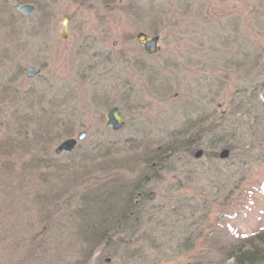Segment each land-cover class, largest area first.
Here are the masks:
<instances>
[{
	"label": "rangeland",
	"instance_id": "1",
	"mask_svg": "<svg viewBox=\"0 0 264 264\" xmlns=\"http://www.w3.org/2000/svg\"><path fill=\"white\" fill-rule=\"evenodd\" d=\"M19 15L14 25H0V142L13 137L16 146L4 149L10 158H0V170L16 166L15 174L0 171V264H195L212 255L234 264L221 249L264 229V163L243 149L264 139V117L262 126L245 117L256 125L255 137L234 128L236 141L227 142L237 149L226 143L169 159L171 173L161 171L147 191L141 229L93 252L82 241L80 199L112 172L99 171L104 158L98 166L54 151L82 132L81 149L101 139L123 143L129 151L118 155L136 162L146 146L157 149L197 133H206L202 143L213 146L207 133L221 117L239 120L242 102L264 104V0H46L31 21ZM139 33L159 36L161 52L149 56ZM31 67L40 74L29 78ZM65 100V109L55 110L63 112L59 136L23 144L37 130L26 124L29 105ZM114 107L126 122L116 133L105 117ZM38 158L58 159L59 168L37 166ZM71 162L80 167L76 175L69 173Z\"/></svg>",
	"mask_w": 264,
	"mask_h": 264
},
{
	"label": "trees",
	"instance_id": "2",
	"mask_svg": "<svg viewBox=\"0 0 264 264\" xmlns=\"http://www.w3.org/2000/svg\"><path fill=\"white\" fill-rule=\"evenodd\" d=\"M13 3L14 5L7 2V0L0 1V25L2 28H7L8 25H10V22L14 25V20H16V16L19 15L16 11L17 5L34 4L40 12L46 3V0H13ZM25 20L31 21L32 18H27ZM12 34L11 39L13 38ZM260 91H262V89L253 90V100L254 98H257L256 95ZM42 104L39 103V105H37V103H31L29 105V111L26 114V118L29 119L26 124H28L29 127L31 125L36 126L37 130L36 133L34 131L32 141H29L28 134L24 138L27 143L23 144H26L27 147H30L33 144L34 138L38 141L51 143L54 141L55 137L57 138L59 136L57 135L55 128L58 129L62 120L57 117L63 115V112L60 111L65 109L66 105L69 104V101L65 100L61 105L55 104L54 106L51 105L49 107H45ZM250 104L252 103L250 102ZM250 104L247 106L246 102H242L239 105V110L243 112V117L239 120L236 119V122L232 120L227 122L228 120L225 117L219 119L218 128L216 129V127H212L207 133L210 139L212 138L213 146L210 147H207L206 144L202 143L203 140L201 136L206 133H197L192 139H184L180 142L174 141L167 146L158 147L157 149H152L151 147L146 146L142 149V159L140 158L141 160L139 162H136L135 159L129 158L128 156L123 155L121 157L118 155L119 152H124L126 148V152L129 151L127 144L123 143L109 144V142L101 139L96 143L93 142L90 145L91 148L89 150L78 147L77 153L68 156V159L71 160L80 156L82 160L87 161L88 159H91V162H94L99 166L100 158H104L106 162L100 164L99 171L112 172L100 183L90 185L92 189L80 199L83 207L80 208L81 210L79 209L80 211L78 213L82 220V241L84 245L91 248L93 252L103 244L112 242L116 235L127 236L130 232L134 234L137 232L138 228L142 225L144 206L150 201L149 193L147 194L148 189L154 186L155 181L161 180V171H164V174L171 173V169L167 166V161L169 159H173L174 156H179L181 154L189 155L191 153L193 156L200 155L202 150H199V148L215 149L218 148V145L226 143L227 148L230 150L237 149L234 144L231 146L228 144L229 142H227L228 140L236 141L237 135L234 131L237 130L234 128H237L240 125L239 127H244V129H247L248 132L253 134L255 128L252 127H255L256 125L262 126L264 122H261L264 117V104L260 102L257 105ZM37 109L40 110L37 111ZM55 110L60 111L55 112ZM246 116H252V118H254L253 120L256 121V125L247 124ZM258 120L260 123H258ZM26 130L29 129L27 128ZM217 131L220 133H216ZM58 133L60 132L58 131ZM262 133L264 135V128ZM252 136L255 137L254 134ZM16 140L18 141V139ZM259 141L260 143L255 145L243 146V149L245 150L244 155L251 156L254 152V156L256 157L255 161L264 163V150L255 152L257 150L255 149L256 145L261 146L264 149V139L261 138ZM12 148L16 149L15 139L13 137L9 138L8 141H1L0 158H10L13 154L11 152L4 154V149L11 150ZM31 159L35 162L33 156ZM55 160L58 159L52 160L50 158L44 160L38 158L37 166L48 162L49 166L59 168L58 165H54L57 164ZM109 160L110 163L107 162ZM72 164V167L69 166V173L76 175L80 171V167L78 165V168H76V165L74 163ZM139 166H141V168ZM14 167L16 166L6 164L0 171H10L12 174H15L16 170H13ZM114 172L123 173L117 174ZM129 173L134 174V176H128L127 174ZM93 179L97 181L96 178ZM228 198V196L225 198V203L222 206L228 204ZM138 223L139 226H137ZM141 227L139 229H141ZM238 243H240L239 247L237 246ZM118 244L120 245L119 242ZM126 244V242H123L121 245L127 246ZM221 251L229 253L227 254V258L235 261L234 264H264V229L262 232L255 234L251 238L235 237L231 246L223 248ZM224 258L220 259L217 256L212 255L207 261L200 260L195 264H227L224 261Z\"/></svg>",
	"mask_w": 264,
	"mask_h": 264
},
{
	"label": "water",
	"instance_id": "3",
	"mask_svg": "<svg viewBox=\"0 0 264 264\" xmlns=\"http://www.w3.org/2000/svg\"><path fill=\"white\" fill-rule=\"evenodd\" d=\"M16 11L20 14H22L25 17H32L35 15L37 11V7L34 4H24V5H17ZM71 20L70 15L65 16V20L62 27V38L67 39L68 38V25ZM136 40L138 43L144 48L145 52L150 55H157L161 52L162 48L160 45V37L159 36H149L145 33H139L136 36ZM125 67H128L130 64V61L128 59H125L123 62ZM41 70L36 67H31L27 71V76L29 78H33L37 75H39ZM106 127L113 132H118L124 128L126 125V122L123 118V114L121 110L118 107L112 108L107 114H106ZM87 137L86 132H82L79 134V136L76 139H68L64 142H62L54 151L55 155H71L75 152L79 144L85 140ZM228 156V151L225 150L222 154V158H226Z\"/></svg>",
	"mask_w": 264,
	"mask_h": 264
}]
</instances>
